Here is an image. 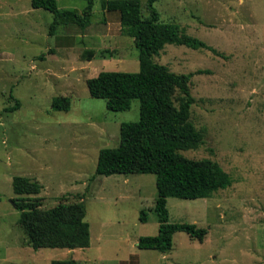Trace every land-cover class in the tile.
I'll use <instances>...</instances> for the list:
<instances>
[{"label": "rangeland", "instance_id": "1", "mask_svg": "<svg viewBox=\"0 0 264 264\" xmlns=\"http://www.w3.org/2000/svg\"><path fill=\"white\" fill-rule=\"evenodd\" d=\"M55 1L60 10L85 5ZM93 1L84 30L60 26L48 36V12L29 0H0V264H264V0L153 4L159 21L221 54L165 45L152 60L174 74L203 71L188 83L189 122L202 141L179 154L214 162L231 179L209 198L165 200L168 222L206 230L201 241L175 233L166 254L136 247L138 237L156 233L153 175H94L97 152L116 146L119 124L137 120L138 102L110 112L87 93L85 80L101 71H137L117 14ZM139 2L145 16V0ZM57 96L68 99L66 112L50 109ZM15 101L16 110L7 111ZM14 176L39 184L28 197L40 198L43 209L82 202L89 245L32 250L12 205Z\"/></svg>", "mask_w": 264, "mask_h": 264}, {"label": "trees", "instance_id": "2", "mask_svg": "<svg viewBox=\"0 0 264 264\" xmlns=\"http://www.w3.org/2000/svg\"><path fill=\"white\" fill-rule=\"evenodd\" d=\"M83 1L85 5L80 12L60 10L55 0H29V5L51 15L47 35L53 36L60 26L73 25L82 31L90 24L94 1ZM155 1L145 0L143 9L146 15L142 16L139 0H98L101 11L117 14L122 33L131 39L137 53V71H101L86 79L84 84L89 97L103 100L107 111H126L130 101L138 102V118L134 122L119 124L116 146L97 152L94 175H153L156 196L152 210L157 223L156 233L138 237L136 247L166 254L171 250L175 233L183 232L201 241L206 230L194 224L168 222L165 200L209 198L214 192L229 187L231 179L214 162L188 160L179 154L196 148L202 141L201 132L189 122V108L194 100L188 83L193 75L203 71L174 74L152 60L165 45L206 50L220 57L221 54L185 34L176 24L159 21L153 7ZM175 92L178 96L174 104ZM17 107L15 101L7 111H14ZM50 109L66 112L68 99L53 97ZM10 187L18 196L12 204L18 213L17 224L32 250H73L89 245L82 202H59L43 209L40 198L28 197L39 193L37 182L14 176ZM138 219L145 220L143 211H139ZM52 264L73 262L54 261Z\"/></svg>", "mask_w": 264, "mask_h": 264}]
</instances>
